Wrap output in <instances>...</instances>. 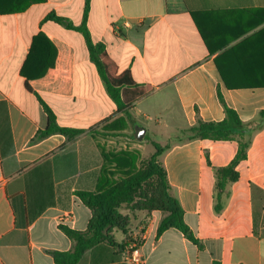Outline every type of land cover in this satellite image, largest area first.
<instances>
[{
    "label": "crops",
    "instance_id": "obj_1",
    "mask_svg": "<svg viewBox=\"0 0 264 264\" xmlns=\"http://www.w3.org/2000/svg\"><path fill=\"white\" fill-rule=\"evenodd\" d=\"M85 3L45 0L0 15V264H57L52 252L72 250L60 225L88 229L92 213L77 193L97 190L105 163L100 145L107 152L137 149L143 157L144 145L159 144L154 124L166 121L181 131L199 119L221 121L218 89L245 123L264 109V88H226L215 62L264 30V23L255 25L264 0H90L87 26L94 41L106 46L119 73L130 72L149 88L128 113L109 96L84 36L67 21L46 19L54 14L78 26ZM243 30L249 31L235 39ZM40 33L57 53L54 66L29 89L22 68ZM39 98L60 126L82 133L75 140L59 133L38 139L48 125ZM137 130H144L142 139ZM237 151L236 140L168 146L160 160L202 247L175 228L158 236L163 213H140L134 223L145 228V264H264V212L255 233L251 190V184L264 190V130L238 165L240 177L229 186L224 209L214 211L213 167L228 165ZM113 236L116 245L100 243L79 264H126L127 235Z\"/></svg>",
    "mask_w": 264,
    "mask_h": 264
},
{
    "label": "trees",
    "instance_id": "obj_2",
    "mask_svg": "<svg viewBox=\"0 0 264 264\" xmlns=\"http://www.w3.org/2000/svg\"><path fill=\"white\" fill-rule=\"evenodd\" d=\"M45 0H0V15L21 13L29 6L40 4ZM90 0H86L82 23L78 26L50 14L46 19L66 22L67 28L80 32L86 41L90 59L96 65L109 96L118 108L124 112L139 98L145 96L149 88L139 86L130 72L119 73L117 64L109 56L106 46L96 42L88 29ZM255 25L264 23V11H259ZM254 27V26H253ZM249 30H243L235 39ZM56 47L44 34H38L31 46L30 54L22 68V75L29 82L44 77L48 69L54 66ZM219 73L226 88L259 89L264 88V30H259L237 45L223 51L215 59ZM218 98L224 109L225 117L221 121H204L180 131L179 141L208 139L213 141L238 142V151L233 160L225 166L213 167L215 177L214 211L220 214L229 198V186L238 181L240 175L237 170L240 162L248 158V150L256 132L264 129V109L257 118L245 123L238 112L226 102L222 92L218 89ZM48 114V125L38 133L37 138L52 134H63L69 140H75L82 130L60 126L56 116L49 106L39 98ZM128 113V112H126ZM112 126H108L110 130ZM154 145V153L147 159H142L137 149L109 151L100 145L104 157V168L99 178L95 192H78L82 203L90 209L92 217L86 231L60 225L66 235L72 240L73 248L67 252H52L57 264H79L85 252L100 243L107 242L116 245L113 232L124 235L132 229L131 221L140 213L158 210L163 218L158 227V236L163 232L175 228L184 234L199 248L202 243L195 236L193 230L185 222L184 210L179 200L173 195L166 169L160 160L166 148ZM208 164L211 165L209 154H206ZM142 160V161H141ZM252 205L254 215V231L257 233L260 218L264 212V190L251 184ZM124 206L127 212L123 213ZM264 236V228L262 229Z\"/></svg>",
    "mask_w": 264,
    "mask_h": 264
},
{
    "label": "rangeland",
    "instance_id": "obj_3",
    "mask_svg": "<svg viewBox=\"0 0 264 264\" xmlns=\"http://www.w3.org/2000/svg\"><path fill=\"white\" fill-rule=\"evenodd\" d=\"M161 120L164 121L165 120V116H160ZM153 120H155V118H152ZM154 127L156 128L157 130V135L155 136V140H157V142L159 143V145L164 148L168 147L170 144L178 141V138L181 137V133H180V130H177L175 127L173 126H169V125H166V121H164V124L162 127L154 124ZM264 130V129H263ZM262 131V130H261ZM259 131V132H261ZM155 151L154 149V145L152 143H149V144H146L143 146V149H142V159H147L149 158L151 155V153ZM150 155V156H149ZM142 161V160H141ZM122 212L123 213H126L127 212V208L124 206V208L122 209ZM134 223V220L131 221L130 225H131V228H135V223ZM137 223V221H136Z\"/></svg>",
    "mask_w": 264,
    "mask_h": 264
},
{
    "label": "built area",
    "instance_id": "obj_4",
    "mask_svg": "<svg viewBox=\"0 0 264 264\" xmlns=\"http://www.w3.org/2000/svg\"><path fill=\"white\" fill-rule=\"evenodd\" d=\"M64 220L61 219L62 223ZM145 238V228L138 226L127 233L128 244L126 245V264H145L142 254V244Z\"/></svg>",
    "mask_w": 264,
    "mask_h": 264
},
{
    "label": "water",
    "instance_id": "obj_5",
    "mask_svg": "<svg viewBox=\"0 0 264 264\" xmlns=\"http://www.w3.org/2000/svg\"><path fill=\"white\" fill-rule=\"evenodd\" d=\"M143 134H144V130H137V137H138V139H142Z\"/></svg>",
    "mask_w": 264,
    "mask_h": 264
}]
</instances>
